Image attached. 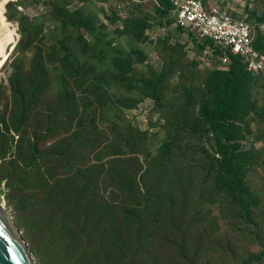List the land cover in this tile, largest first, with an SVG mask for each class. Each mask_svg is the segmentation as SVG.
I'll list each match as a JSON object with an SVG mask.
<instances>
[{"label":"trees","instance_id":"obj_1","mask_svg":"<svg viewBox=\"0 0 264 264\" xmlns=\"http://www.w3.org/2000/svg\"><path fill=\"white\" fill-rule=\"evenodd\" d=\"M47 1L54 9L50 20L63 36L44 33L40 23L35 38L21 37L15 54L31 47L30 68L19 57L8 85L0 83V188L38 264H264V219L256 214L260 198L248 181L255 168H264V148L254 143L242 147L252 134L255 141H264V132L253 128L255 122L264 131V101L255 94L257 88L264 94V75L248 72L230 51L226 70H201L195 60L186 59L180 41L169 43L166 33L157 45L167 49L171 65L193 69L199 80L195 89L184 86L182 103L165 102L169 69H138L130 60L131 54L143 60L140 43H146L148 18L131 10L126 19L109 18L121 23L114 32L128 39L124 52L121 44L112 45L106 27L97 26L95 18L68 9L74 0ZM150 1L158 26H168L171 1ZM201 1L210 9V0ZM6 6L13 21L14 12L20 13L17 2ZM246 10L248 18L264 22V13ZM32 26L23 22L21 33ZM175 31L182 41L190 36L187 30ZM39 36L40 45H35ZM252 45L264 53L260 29ZM201 48L196 44L197 52ZM77 49L92 53L93 60L99 56L98 63L85 60L84 68ZM51 68L66 72L77 87L64 83L40 97ZM87 72L92 79L84 76ZM122 84L134 91L133 97L112 95ZM145 97L156 108L179 104L166 118L154 152L145 131L117 119L118 105L127 108ZM202 194L217 205L215 219L225 217L232 227H241L257 252L236 257L232 244L220 254L212 251L208 241L216 223L194 206ZM196 221L198 227L190 229Z\"/></svg>","mask_w":264,"mask_h":264},{"label":"rangeland","instance_id":"obj_2","mask_svg":"<svg viewBox=\"0 0 264 264\" xmlns=\"http://www.w3.org/2000/svg\"><path fill=\"white\" fill-rule=\"evenodd\" d=\"M2 1L5 0H0V2ZM10 1H13L14 3L17 2V8L20 12L19 14H16L14 12L15 16L12 21V25L16 27L17 34H19L16 35V33H14V38L16 39V37H18V39H16V43L17 44L19 43L18 45L22 43V41L20 40L21 37L24 39V37L27 36V34H30L33 38H35L36 33L39 31L40 23H42V26L45 30L44 33L55 34L58 37L63 36L61 29L58 28L50 20V17H52L54 13V9L47 0H43L40 3H36L34 2V0H6V4L7 2ZM213 1H215L216 3L222 6H225L229 12H234V14L236 15H243L247 17L246 8H248L250 11H255V13H258V15H262L264 13V4L258 0H213ZM131 2L132 0H105V1L88 0L87 2L74 0L72 3L67 5V7L71 11L75 9H80L83 15H87L95 18L94 22L97 26L106 27L108 39L112 40V45L114 46L117 44H121L124 52H128V48H129L128 39L125 38L124 36H118L114 32V30H116L117 28H122L121 23L111 21L109 18L114 16L115 18H119L121 20L126 19L130 15V10L131 12H134L141 17L148 18L150 27L146 29L154 30V32L157 35V39L153 44L146 42V40H145L146 43H144V41L143 42L141 41L140 49H141V56L143 59L142 62L138 60L140 56L139 57L135 56V54H131L130 60L131 58H134V66H136L138 69L144 68L143 66H150L153 71L161 73L164 71L163 69L165 67L168 68L169 69L168 75L165 78V82H164L165 102L168 100V98H173L176 103H182L184 100L183 97L184 86L192 85L193 88L195 89L199 80L198 75L194 73L193 69L192 70L181 69L172 66L170 63L167 49L161 48L160 45H157L158 39L163 37L160 36V33L164 31H159L157 28L158 22L153 14L152 1L150 0L145 1L143 4L139 6L130 5ZM6 4H5V10L6 12H8V7L6 6ZM6 12L4 13L5 19L7 17ZM21 17L23 18V20L19 19ZM8 21H10L9 18ZM23 22L33 24V26L30 27L31 30L25 27V31L21 33V27ZM166 31H168L166 37H168V41L170 44H173L178 41H180V44H182L181 43L182 39L180 38L177 31H175V29H167ZM82 33L85 35L87 39H89L88 35L86 34L88 32L85 29H82ZM72 36L75 39L77 38L78 35L75 30L72 33ZM39 40H40V36L36 39L35 45H40ZM46 43H48V41H46ZM17 44L14 46L13 50L10 51V54L8 53V49H4V45L2 51L0 52L2 53V55H0V59H2V57H6V55L9 54L7 59L8 61L6 62V64L0 67V83H3L4 86L8 85L9 77L14 71L15 66L18 64L19 57H21V60L23 62H27L25 68L26 69L30 68V60L31 57L33 56V49L30 47L29 49L26 50L25 54H22L19 51L20 52V56H19L18 53L15 54L16 51L15 47L17 46ZM20 48L22 49L24 48V46H20ZM183 51L185 52L184 46H183ZM76 55L79 58L80 62L84 64V68H86L85 60L95 64L98 63L99 60V56L96 57L97 60H93L91 59L92 53H88V56H86L82 53L81 50L78 49ZM185 57L186 59H188L187 56ZM46 71H48V77L45 78V86L40 94V97H42V95L47 90L58 87L64 83H68L73 88L77 87L76 82L73 79H71L66 72L54 68H51V70L46 69ZM262 74L264 75V72H262ZM84 76H87V79L89 80L92 79L93 75L92 72H87L84 74ZM114 91L115 92L112 95L120 98L121 100H126L134 96V91L128 88L125 84L117 86L114 89ZM255 94L259 96L262 99V101H264V94L260 88H257L255 90ZM6 96H9V92H7L6 95H4L3 97ZM178 105L179 104L166 103L163 104L162 107L156 108L154 101L149 97H145L138 100L134 105L127 108L121 109V107L118 105L117 119L120 118L122 120H125L129 122L132 126H136L140 130L145 131L149 138L148 139V142L150 144L149 149L151 152H154L156 150L155 148L157 147L158 143L164 137V129L162 127L165 124L166 118L174 114L173 111L176 109ZM188 111L190 113L192 112V105L189 107ZM107 116L109 117L113 116L112 110L110 109L107 110ZM253 128L257 131L264 132L263 129L259 128V126L255 122L253 123ZM55 137L56 135L54 134L49 138L51 140L54 139ZM249 143H254V145L259 149L264 148V141L262 140L255 141L254 134L250 135L248 140L242 142V147L243 148L249 147ZM140 159H142L141 156ZM248 181L249 184L255 187L260 198L256 214L260 219H264V168L261 166L255 168L251 172V174H249ZM4 190L5 188L4 186H2L0 188L1 204L4 206L6 213H8V215H10L15 221L12 210L6 204ZM205 197L206 196L204 194H202V197L198 196V201L194 206L198 211L206 215L209 223L213 221L216 223L217 230L214 233L213 237L208 241L210 248H212V251L215 254H220L222 250L226 248V246L232 244V249L236 252L234 253L236 257L244 256L249 251L257 252L259 250L258 246L254 242L247 240L246 236L242 235L240 231L241 227H232L231 225H229L225 217L221 219H217V218L215 219V217H218L217 205L213 203H209L208 201L205 200ZM198 225L199 224L197 221L189 223L190 229H195L198 227ZM165 239H168V236H165ZM217 241L219 248L215 247ZM163 247L164 249H167V244L165 241L163 242ZM34 259L36 261V264H38L35 257ZM225 263L226 262H224L223 264ZM216 264H220V263H216Z\"/></svg>","mask_w":264,"mask_h":264},{"label":"built area","instance_id":"obj_3","mask_svg":"<svg viewBox=\"0 0 264 264\" xmlns=\"http://www.w3.org/2000/svg\"><path fill=\"white\" fill-rule=\"evenodd\" d=\"M173 9L168 17L174 19L168 26L158 28L164 35L167 29L180 28L189 31L190 36L182 41L186 55L195 60L200 68H219L226 70L229 66L227 52L238 54L248 72H264V53L252 47V40L259 28L264 32V23L238 18L232 12L223 9L211 1L207 9L200 0H170ZM146 42L157 39L154 30L145 31ZM196 44L202 47L196 51ZM216 61V64L214 63Z\"/></svg>","mask_w":264,"mask_h":264},{"label":"water","instance_id":"obj_4","mask_svg":"<svg viewBox=\"0 0 264 264\" xmlns=\"http://www.w3.org/2000/svg\"><path fill=\"white\" fill-rule=\"evenodd\" d=\"M0 264H36L13 218L0 202Z\"/></svg>","mask_w":264,"mask_h":264},{"label":"bare ground","instance_id":"obj_5","mask_svg":"<svg viewBox=\"0 0 264 264\" xmlns=\"http://www.w3.org/2000/svg\"><path fill=\"white\" fill-rule=\"evenodd\" d=\"M5 4L6 0L0 2V52L2 51L4 45V49H8V53L10 54V51L16 44V39H18V37H16V39L14 38V33H16V35L19 34H17L16 27L12 25V21H8V17H6V19L4 17V13L6 12ZM9 54L6 55V57H2V59H0V67L5 64ZM0 55H2V53H0Z\"/></svg>","mask_w":264,"mask_h":264},{"label":"clouds","instance_id":"obj_6","mask_svg":"<svg viewBox=\"0 0 264 264\" xmlns=\"http://www.w3.org/2000/svg\"><path fill=\"white\" fill-rule=\"evenodd\" d=\"M201 1V0H200ZM211 1H213V0H210V2ZM202 2V1H201ZM215 2V1H214ZM220 5V4H219ZM223 9H226L227 11H228V9L225 7V6H222V5H220ZM173 9V8H172ZM171 9V10H172ZM170 10V11H171ZM168 15V14H167ZM232 15L233 16H237L238 18H242V17H245L247 20H254V21H257V22H259V23H264V22H260V21H258L257 19H254V18H248V17H246V16H243V15H236V14H234V12H232ZM168 17V16H167ZM173 19V18H172ZM173 21H174V19H173ZM173 21L170 23V24H172L173 23ZM169 24V25H170ZM165 26V25H164ZM160 27H163V26H157V28H160ZM173 29H176V28H173ZM180 29V28H179ZM147 30V29H146ZM145 30V31H146ZM258 30H259V28L257 29V31H256V35H257V33H258ZM145 31H144V34H145ZM168 32V31H167ZM167 32H165V34L167 33ZM263 34H264V32H262ZM164 34V35H165ZM164 35H161V36H164ZM256 35H254V37H256ZM144 37H145V35H144ZM254 37H253V40H254ZM145 40H146V37H145ZM253 40H252V43H253ZM153 42V41H152ZM148 43H150V42H148ZM17 44V43H16ZM15 44V45H16ZM183 46H184V44H183ZM185 47V46H184ZM252 47H253V45H252ZM202 49V48H201ZM254 49V48H253ZM13 50V49H12ZM184 50H185V48H184ZM258 51V50H257ZM186 52V51H185ZM259 52V51H258ZM261 53V52H260ZM238 55V54H237ZM187 56V55H186ZM239 56V55H238ZM240 57V56H239ZM188 58V57H187ZM189 59V58H188ZM241 59V58H240ZM190 60V59H189ZM242 60V59H241ZM243 62V61H242ZM215 64H216V61L214 62ZM244 63V62H243ZM197 65H198V63H197ZM198 68L199 69H204V68H200L199 66H198ZM216 68V67H215ZM213 69V68H212ZM219 69V68H218ZM246 69V68H245ZM221 70H224V69H221ZM256 73V72H255ZM262 73V72H261Z\"/></svg>","mask_w":264,"mask_h":264}]
</instances>
